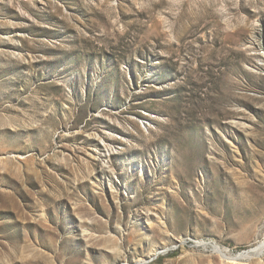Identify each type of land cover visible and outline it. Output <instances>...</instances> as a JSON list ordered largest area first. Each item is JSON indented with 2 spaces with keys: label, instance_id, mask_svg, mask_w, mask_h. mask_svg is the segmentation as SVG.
Returning a JSON list of instances; mask_svg holds the SVG:
<instances>
[{
  "label": "rangeland",
  "instance_id": "obj_1",
  "mask_svg": "<svg viewBox=\"0 0 264 264\" xmlns=\"http://www.w3.org/2000/svg\"><path fill=\"white\" fill-rule=\"evenodd\" d=\"M261 243L264 0H0V264Z\"/></svg>",
  "mask_w": 264,
  "mask_h": 264
},
{
  "label": "bare ground",
  "instance_id": "obj_2",
  "mask_svg": "<svg viewBox=\"0 0 264 264\" xmlns=\"http://www.w3.org/2000/svg\"><path fill=\"white\" fill-rule=\"evenodd\" d=\"M250 254L252 256H262L264 254V243H261L259 246H257L256 248L252 249ZM234 264H236V262Z\"/></svg>",
  "mask_w": 264,
  "mask_h": 264
}]
</instances>
